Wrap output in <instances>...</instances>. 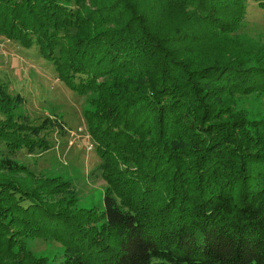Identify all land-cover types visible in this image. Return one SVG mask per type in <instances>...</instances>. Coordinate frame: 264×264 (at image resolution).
Instances as JSON below:
<instances>
[{"label":"trees","instance_id":"trees-1","mask_svg":"<svg viewBox=\"0 0 264 264\" xmlns=\"http://www.w3.org/2000/svg\"><path fill=\"white\" fill-rule=\"evenodd\" d=\"M250 0H0V35L38 46L84 110L105 207L15 158L48 150L47 115L0 81V264H264V43ZM264 7V0H254ZM61 119V118H60Z\"/></svg>","mask_w":264,"mask_h":264},{"label":"rangeland","instance_id":"rangeland-1","mask_svg":"<svg viewBox=\"0 0 264 264\" xmlns=\"http://www.w3.org/2000/svg\"><path fill=\"white\" fill-rule=\"evenodd\" d=\"M239 31L264 43V7L257 1H249ZM0 81L26 97L23 111L32 120L39 122L50 115L63 123L49 131L52 145L48 150L30 152L22 148L15 158L38 171L58 172L71 178L80 193L79 204L103 210L107 183L98 169L101 157L84 115L90 94H80L62 80L55 65L41 55L38 46L25 47L1 35ZM243 104L252 115L264 116V95L251 94ZM30 244L39 254L46 255L48 262L62 264L63 247L58 241L37 237Z\"/></svg>","mask_w":264,"mask_h":264}]
</instances>
